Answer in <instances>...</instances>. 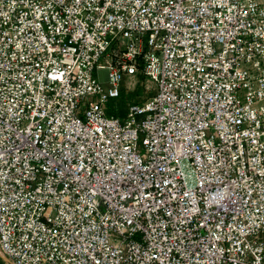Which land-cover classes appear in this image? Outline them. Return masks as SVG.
<instances>
[{"label": "built area", "instance_id": "built-area-1", "mask_svg": "<svg viewBox=\"0 0 264 264\" xmlns=\"http://www.w3.org/2000/svg\"><path fill=\"white\" fill-rule=\"evenodd\" d=\"M0 257L264 264V0H0Z\"/></svg>", "mask_w": 264, "mask_h": 264}, {"label": "rangeland", "instance_id": "rangeland-1", "mask_svg": "<svg viewBox=\"0 0 264 264\" xmlns=\"http://www.w3.org/2000/svg\"><path fill=\"white\" fill-rule=\"evenodd\" d=\"M136 80L138 82L134 87L128 84L129 89L127 93L124 94L125 91H123L121 98L112 100L108 105H106L108 115L122 117V115L125 114L124 112L126 111L127 104L130 102H138L141 98H147L152 95L153 86L147 83L144 77L138 75ZM123 96L126 98V101L123 99ZM137 118L139 117L137 116ZM0 264L7 263L0 257Z\"/></svg>", "mask_w": 264, "mask_h": 264}]
</instances>
